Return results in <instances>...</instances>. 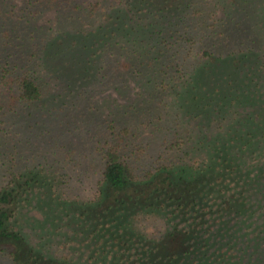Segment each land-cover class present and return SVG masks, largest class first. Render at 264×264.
Wrapping results in <instances>:
<instances>
[{
  "label": "trees",
  "instance_id": "trees-1",
  "mask_svg": "<svg viewBox=\"0 0 264 264\" xmlns=\"http://www.w3.org/2000/svg\"><path fill=\"white\" fill-rule=\"evenodd\" d=\"M58 1L68 3L26 0L19 18ZM84 7L90 21L60 32L43 57L69 53L72 68L106 84L144 77L157 108L134 104L130 118L104 119L93 143L88 130L75 138L100 121L85 99L98 89L61 67L49 106L45 70L11 50L14 5L0 1V146L45 108L63 125L43 128L31 157L15 143L0 158V254L13 264H264V0ZM80 108L94 110L89 125H77ZM89 154L100 167L84 166Z\"/></svg>",
  "mask_w": 264,
  "mask_h": 264
},
{
  "label": "rangeland",
  "instance_id": "rangeland-1",
  "mask_svg": "<svg viewBox=\"0 0 264 264\" xmlns=\"http://www.w3.org/2000/svg\"><path fill=\"white\" fill-rule=\"evenodd\" d=\"M0 1L7 4L12 3L14 5V12L9 14V17L12 18L9 24L10 32L12 34L11 41H13L11 50L16 52L17 54H21L23 61H25L28 65L37 67L39 70V74L41 73V69L45 70L44 73H41V77L43 79L44 85H46L48 89V95L46 96L45 101H47L48 105L50 106V103H52V99L54 98L53 92H59V88L64 86L63 82L57 81L58 77H62L57 75L56 70H60L61 67L65 71L68 68H72L71 66L72 64H75V59L74 61L73 59H70L71 54L69 53L67 56L63 54H59L56 56L54 52L50 54L49 58H45L43 57L45 55L44 52L46 53L49 45L48 43L50 41L58 39L60 32L67 33L68 31H71L70 29L72 26L79 28V26L82 25V21H90V14L84 6L96 0H68L66 6H60V2L58 1L59 6L42 7V9L40 8V11L31 18H19L21 9L23 8L22 6H25L26 0ZM82 27H80V29H83ZM12 28L19 29L22 34H15L16 31H12ZM1 34L2 25H0V35ZM2 38H0V41ZM46 39L49 41L47 42ZM45 44L46 48L44 47ZM44 59H46L48 65V61L50 59L51 64L56 66V69L52 70L50 67L51 65L48 66L49 68L43 65L46 63ZM79 69L80 68L76 67L72 68L71 77L73 78L69 79L71 81H77L80 88L84 87L89 91L94 88L95 91L98 89V91H96L97 94L95 92H92V94H87L89 96L85 98L88 102L93 103L98 107L95 110V112L99 111V116L97 117L96 121H102L106 118H116L119 122H121L123 118H130V116L136 114L137 112V110L135 112L132 110L134 104H137L140 110L147 107L149 108L150 106H153L154 110L157 108V104L151 105L147 100V98L149 97L148 93L151 89L148 87L146 79L144 77L135 79L128 77V82L124 84H118V81H113L112 83L106 84L105 80L104 82H101L99 79H96L94 77H83V73H81ZM131 104L132 106L130 108H127ZM127 109H129L128 115H124V111ZM93 111V109L82 111V113L80 114V116L82 117L77 118V125H89V121L87 120L86 116L87 113L91 114L93 113ZM45 112L46 108L44 109V111H39L37 115L36 112H34L32 127L29 124L30 120L17 121V124H15L10 130L11 135L9 136V143L4 142L5 145L0 146V158H2V155H4L3 153L7 151V148L10 146L8 149L11 150L15 146H13V144L15 143L20 152H23L24 155L31 157V154L33 152H40V148L43 147V144L41 142H38L39 139L37 137L43 128H51V130L53 131L51 133L52 135L54 134V132L59 133V130L63 128V125L61 124L62 121L59 122L55 118L45 115ZM100 121L94 124L93 130L81 128L78 132L76 129H73L72 132L74 134V137L76 138V136H79L80 133H84V130H88L89 132L86 133L85 136L88 138L92 137L93 143V137L94 135H96L93 132L95 130L99 132L105 124V120L102 121V124H100ZM141 128L143 129L144 127ZM65 129H68V127H66ZM143 131L145 137L150 134L149 128H144ZM94 161L99 163L97 159ZM90 164H92V166L95 165L96 168L100 167L93 162L91 154H89V157L86 159L84 166L88 167V165ZM80 168V166L74 168L76 170V174L78 173ZM96 171L98 170H87L86 174L90 173L91 178H87V176H85L86 178L83 181L79 180L77 182H72L70 186L71 190L80 191L79 188L83 190L81 184L90 182L93 179V175ZM88 177H90L89 174ZM75 180L76 179H74V181ZM155 222L157 223V221L151 218L146 220V223L149 227H154ZM0 264L13 263L8 256L0 254Z\"/></svg>",
  "mask_w": 264,
  "mask_h": 264
}]
</instances>
